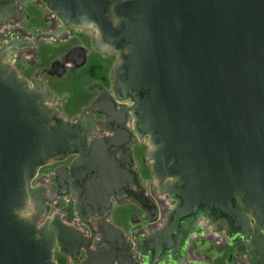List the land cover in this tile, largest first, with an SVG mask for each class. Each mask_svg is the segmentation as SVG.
Instances as JSON below:
<instances>
[{
  "label": "water",
  "instance_id": "95a60500",
  "mask_svg": "<svg viewBox=\"0 0 264 264\" xmlns=\"http://www.w3.org/2000/svg\"><path fill=\"white\" fill-rule=\"evenodd\" d=\"M39 1L117 55L113 87L133 121H105L112 135L100 136L97 121L66 120L0 46V264H59L55 251L69 264H208L186 249L206 227L241 236L235 256L264 264V0ZM18 13L17 0H0V25ZM145 137L156 187L174 204L136 239L109 215L133 199L157 217L131 148ZM63 196L88 232L50 211Z\"/></svg>",
  "mask_w": 264,
  "mask_h": 264
},
{
  "label": "flooded vegetation",
  "instance_id": "af4514ba",
  "mask_svg": "<svg viewBox=\"0 0 264 264\" xmlns=\"http://www.w3.org/2000/svg\"><path fill=\"white\" fill-rule=\"evenodd\" d=\"M33 3L38 7L41 6L45 11L41 22L23 21V7L21 0H17L19 8L17 19H9L0 25V46L10 47L7 51V61L12 63L30 87L43 88L47 92V104L66 120L79 121L88 117L97 121V134L100 136L112 135L110 125L105 121H125L124 125L131 128L133 119L130 111H126V107L131 105V102L119 96L113 87L112 71L117 55L101 46L95 28L64 26L41 1L34 0ZM88 62L92 63L88 65ZM59 87L66 91V96L63 97L61 93L54 92ZM71 94L81 98L79 105L73 109L66 106L68 96ZM134 142L135 139L132 144ZM74 158L75 155H71L65 160L58 161L54 169L58 166H68ZM39 181L45 184L49 178L46 180L40 178ZM141 183L146 188L148 202L159 209L156 219L162 214L165 221L167 212L165 210L170 208L161 200L160 205L155 206L151 194L155 192L157 195L156 183L152 181L148 190L147 184L142 179ZM71 198L73 203L75 199ZM128 200L135 202L133 199ZM57 201L58 198H52L51 205ZM122 202L126 203L127 200L117 203ZM148 211L150 213L149 209ZM73 212L75 213V210ZM131 215L135 216L133 213ZM96 219L89 217L88 222L95 227ZM160 220V223L163 222V218ZM85 226L89 231V225L85 224ZM148 230L152 232L151 227ZM136 234L138 236L139 233ZM134 235L135 233L133 237ZM229 239L234 241L232 244L236 248L235 251H242L247 244L239 235ZM191 241L192 238L189 239L186 249L192 259H198L191 251ZM98 245L97 241L96 246Z\"/></svg>",
  "mask_w": 264,
  "mask_h": 264
},
{
  "label": "rangeland",
  "instance_id": "374dc122",
  "mask_svg": "<svg viewBox=\"0 0 264 264\" xmlns=\"http://www.w3.org/2000/svg\"><path fill=\"white\" fill-rule=\"evenodd\" d=\"M33 2L34 0H21V5L23 7V21L25 20V22H30L31 20L41 22L43 20L42 17L45 15V11H43L41 6L38 7ZM91 63L92 62H88V65ZM58 82L62 83L61 81ZM54 92L57 94L61 93L63 97L67 95L66 91L62 90L60 87L56 88ZM80 101L81 98H79V96L71 94L68 96L66 106L70 109L76 108ZM131 147L134 154L135 168L139 172L142 181L147 184L148 190L150 188V183L152 181L155 182V179L152 175L150 159L147 155L149 149L147 138H136ZM56 164L57 162H50L46 164L44 168H40L39 174H37L35 180L39 181L40 178L47 177L49 175L48 172L52 171ZM156 192L157 195L151 194L155 206L160 204V200L163 201L166 206H172L174 204L167 195L160 194L158 189ZM71 199V197L68 199V196L58 197L57 203H53L52 207L50 206L51 211H55V209L58 208L65 212L68 218H72L74 212L71 209ZM132 213L135 214V216H132ZM109 220L125 231L130 238H133V233L140 234V232H151V230L148 229L151 227L153 231L157 225L153 224L155 220H152L151 214L147 209L139 205L137 202L133 203L130 200H127L126 203L115 202ZM74 225L81 227L84 231L88 232L87 227L85 224L83 225L81 223V220L77 221L76 219ZM204 227L206 226L204 225ZM97 241V239L94 240V247L97 245ZM228 243H230V239L226 233L219 232L215 230V228L206 227L200 235L192 237L191 251L193 254L197 255L196 257L206 260L208 264H247L245 257L235 256V246L232 243ZM54 255L59 264L70 263L69 258L65 254L55 251Z\"/></svg>",
  "mask_w": 264,
  "mask_h": 264
},
{
  "label": "built area",
  "instance_id": "2783aa9c",
  "mask_svg": "<svg viewBox=\"0 0 264 264\" xmlns=\"http://www.w3.org/2000/svg\"><path fill=\"white\" fill-rule=\"evenodd\" d=\"M35 183H40V181H35ZM70 197H68V199H69ZM71 202H72V199L70 200ZM70 204H72V203H70ZM168 206V205H167ZM168 207H171V206H168ZM71 209H72V211H73V208H72V205H71ZM55 210H59L58 208H56ZM60 212H61V215H62V217H65V218H63L65 221H67V222H69V223H72V224H75V220L77 219V221H79V218L77 217V216H75V215H72V218H68L67 216H66V213L65 212H63V211H61V210H59ZM160 219L158 218L157 220H156V223L155 224H158L157 226H159V225H161L163 222H161L160 223ZM148 233H150V231L148 232ZM148 233H145V234H148Z\"/></svg>",
  "mask_w": 264,
  "mask_h": 264
},
{
  "label": "bare ground",
  "instance_id": "6f19581e",
  "mask_svg": "<svg viewBox=\"0 0 264 264\" xmlns=\"http://www.w3.org/2000/svg\"><path fill=\"white\" fill-rule=\"evenodd\" d=\"M5 25V24H4ZM3 29V28H2ZM96 35V34H95ZM17 50V49H16ZM14 61V60H13ZM55 107V106H54ZM47 183V182H46ZM156 189V188H155ZM155 194V193H154ZM160 205V204H159ZM165 211H168V208H167V210H165ZM160 218H163V222H164V217L162 216V214L159 216V219ZM83 227V226H82ZM210 228H212V227H210ZM211 232V231H210ZM206 234V233H205ZM195 236H197V235H195ZM211 236V235H210ZM136 239L138 238V236H137V234H136ZM195 255V257L197 256L196 254H194ZM196 258H198V257H196ZM244 258V257H243ZM196 260H201V261H206V260H204V259H202V258H198V259H196ZM244 262H245V260H244ZM247 263V262H246Z\"/></svg>",
  "mask_w": 264,
  "mask_h": 264
}]
</instances>
